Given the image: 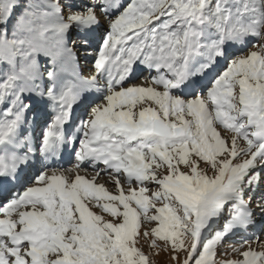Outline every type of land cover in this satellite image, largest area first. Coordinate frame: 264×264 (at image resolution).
Listing matches in <instances>:
<instances>
[{
  "label": "snow or ice",
  "instance_id": "snow-or-ice-1",
  "mask_svg": "<svg viewBox=\"0 0 264 264\" xmlns=\"http://www.w3.org/2000/svg\"><path fill=\"white\" fill-rule=\"evenodd\" d=\"M262 236L264 0H0V264H264Z\"/></svg>",
  "mask_w": 264,
  "mask_h": 264
},
{
  "label": "rangeland",
  "instance_id": "rangeland-1",
  "mask_svg": "<svg viewBox=\"0 0 264 264\" xmlns=\"http://www.w3.org/2000/svg\"><path fill=\"white\" fill-rule=\"evenodd\" d=\"M129 2H130V0L127 3H129ZM101 25H102L101 28H102V33H103L104 28L107 27V22L105 20H103V22H102V20H101ZM209 175H212V173L210 172ZM98 183L105 184V186L108 188L109 191H113L114 190V185L112 183L108 182V177L107 176H104L102 179H100L98 181ZM261 239H264V236L261 237ZM158 243H160V242H158ZM143 251H145L146 253L149 251V248H148L147 244H143ZM224 258H227V257H224ZM232 258H235V257H232ZM153 259L156 261V264H172L170 253H166V252H163V251L160 252L158 255H155L153 257Z\"/></svg>",
  "mask_w": 264,
  "mask_h": 264
},
{
  "label": "bare ground",
  "instance_id": "bare-ground-1",
  "mask_svg": "<svg viewBox=\"0 0 264 264\" xmlns=\"http://www.w3.org/2000/svg\"><path fill=\"white\" fill-rule=\"evenodd\" d=\"M99 32H101V31H99ZM81 175H86L88 179H91V178H92V176H90V175H88V174H86V173H82ZM99 180H100V179H98L96 182L98 183ZM262 237H263V236H262Z\"/></svg>",
  "mask_w": 264,
  "mask_h": 264
}]
</instances>
